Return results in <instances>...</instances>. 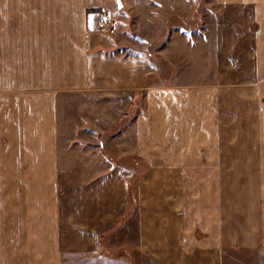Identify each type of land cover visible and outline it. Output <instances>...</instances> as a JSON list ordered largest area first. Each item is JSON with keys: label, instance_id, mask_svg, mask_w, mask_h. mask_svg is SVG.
<instances>
[{"label": "crops", "instance_id": "0c3cea01", "mask_svg": "<svg viewBox=\"0 0 264 264\" xmlns=\"http://www.w3.org/2000/svg\"><path fill=\"white\" fill-rule=\"evenodd\" d=\"M121 1L0 0V264L264 250V0H215L183 65L171 37L169 84L102 32Z\"/></svg>", "mask_w": 264, "mask_h": 264}, {"label": "rangeland", "instance_id": "374dc122", "mask_svg": "<svg viewBox=\"0 0 264 264\" xmlns=\"http://www.w3.org/2000/svg\"><path fill=\"white\" fill-rule=\"evenodd\" d=\"M114 14L119 26L114 36H126V33L136 46L132 42L122 43L133 44L136 51L148 59V73L155 71L154 75L149 76L147 84H169L175 78L177 69L171 59L176 51L171 56V49L166 47L171 37L175 38L173 46L179 47L181 55L178 60L173 59L183 65L185 60L182 58L187 55L188 43L193 42L187 38L193 37L204 21L213 22L217 18L215 0H141V7L129 13L125 20L119 18L115 12ZM178 70H182L181 66ZM196 78L199 79L197 74L183 75L185 81H194ZM130 217L131 215L128 216L125 226L136 227L137 222L132 217L129 220ZM223 254V264H264V250H226ZM64 264H148V257L137 252L123 253L116 249L104 257L71 258Z\"/></svg>", "mask_w": 264, "mask_h": 264}, {"label": "built area", "instance_id": "2783aa9c", "mask_svg": "<svg viewBox=\"0 0 264 264\" xmlns=\"http://www.w3.org/2000/svg\"><path fill=\"white\" fill-rule=\"evenodd\" d=\"M116 15L109 9H105L102 19V32L107 35H114L118 31Z\"/></svg>", "mask_w": 264, "mask_h": 264}, {"label": "water", "instance_id": "95a60500", "mask_svg": "<svg viewBox=\"0 0 264 264\" xmlns=\"http://www.w3.org/2000/svg\"><path fill=\"white\" fill-rule=\"evenodd\" d=\"M117 4L119 5V9L122 10L123 9V4L121 0H117Z\"/></svg>", "mask_w": 264, "mask_h": 264}]
</instances>
